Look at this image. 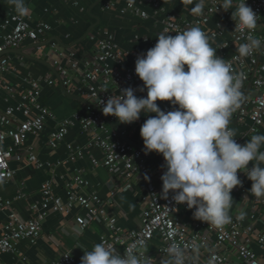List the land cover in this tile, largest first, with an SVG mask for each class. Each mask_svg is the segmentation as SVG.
I'll return each mask as SVG.
<instances>
[{
	"label": "built area",
	"instance_id": "built-area-1",
	"mask_svg": "<svg viewBox=\"0 0 264 264\" xmlns=\"http://www.w3.org/2000/svg\"><path fill=\"white\" fill-rule=\"evenodd\" d=\"M64 1L81 12L84 11L79 4L80 0ZM221 2L222 0H207L204 13L190 18L164 13L159 20L161 25L159 33L165 29L184 30L199 25L208 35L216 37L224 35L227 24H230V38L237 46V50L226 57L224 49L230 42L225 41L216 46V55L224 58L235 73H243V86L247 82L251 83L254 96L240 105L232 118L242 124L250 120L249 132H255L264 123V61H260V50L254 49L251 54L242 56L239 48L247 42L249 35L264 41V33L257 28L251 31L235 27V22L231 19V12L235 10V0L233 8L227 11L218 5ZM246 3L258 14L259 22L264 15V0H246ZM144 4L153 8L151 15L141 8ZM101 9L115 10L120 15L130 14L143 20L155 18L164 11L158 0H127L122 8H117L112 1H108ZM216 12L223 14L228 21H220L216 23L215 29L205 30V24ZM70 21L74 22L75 19L70 18ZM51 30L52 26L47 21L32 22L28 12L25 15L14 12L0 23V96L1 92L5 93L2 97L5 106L0 108V177L11 180L15 176V171L10 167V161L14 157L29 162L35 168L44 166L33 148L26 146L25 142L29 136L37 138L41 136L47 129V123L52 121L54 124L46 135V145L55 150L59 145L66 144L67 162L87 156L94 168L98 166L106 168L113 177L115 176L114 180L118 181L112 191H128L133 187L134 181L143 182L140 225L134 230L118 226L116 217L105 210V201L94 192H86L87 182L80 174H75L67 181L66 201L54 195L52 181L48 178L41 185L42 200L31 204L32 217L27 220L20 219L11 209L12 203L22 198L20 192L11 198L0 197V211H9L7 220L0 222V262L2 254L13 251L19 240L25 239L35 243L41 237V224L49 212L68 214L76 207L85 210L86 213L85 216H76L74 219L80 230L89 227L92 221H100L105 227V232L99 236L97 243L114 245L121 254L129 245L143 241L145 246L138 247V251L146 252V255L150 256L148 245L157 236L159 245L154 257L157 261L167 263L169 259L167 248L170 244L176 243L185 249L188 264V254L206 243L207 234H213L214 248L208 251L202 260L191 259L190 264H228L227 253L219 251L222 244H227L229 248L233 247L238 258L246 264H264V259H260L246 244V241H249L247 235L250 228L243 226L239 217L231 218V222L223 228H216L193 217V228H190L179 221L177 215L179 210L189 209L186 204H176L172 199L171 190L166 199L161 198L160 177L165 170L161 167L164 163L162 155L158 154V168L151 171L148 161L152 157V152L144 153L141 136L139 143L131 139L143 122L155 114L144 113L137 121L124 124L115 116L104 115L101 111L103 105H97L99 99L106 101L110 95H119L120 90L127 87L136 89L134 94L137 97L146 96V89L138 90L143 86V82L135 74L134 62L138 54L154 46L156 38L150 39L147 35L134 33L130 41H141L146 45L142 51L125 50L114 41L112 32L98 28L94 51L79 58L75 57V44L63 46L56 40H51L48 46L55 54L51 70L38 78L27 73L19 85L11 84L6 74L18 72L13 57L25 65L26 59L20 49L22 45L29 41L35 49H40L47 41V34ZM169 34L175 35V32ZM88 36L94 38L92 32ZM10 50H19V53ZM56 83L63 87L66 94H74L82 102L78 109L60 120L55 119L52 111L41 99L43 87ZM159 107L167 112L178 105H171L169 101H165L161 102ZM73 128L79 129L86 136V142L81 147L65 142L67 134ZM234 139L242 144V138ZM91 149L101 152V161L92 155ZM49 167L52 168L50 163ZM242 173L238 171L237 174L240 177ZM145 174L149 177L148 180H145ZM155 181H158L159 189L154 185ZM249 189L243 184L233 188L241 196L250 199L252 209L255 210L250 214V218L254 220L255 213L264 210V197H254ZM190 210L193 213L194 208ZM255 236L260 244L264 245V228ZM54 264H80V260L68 251H61Z\"/></svg>",
	"mask_w": 264,
	"mask_h": 264
},
{
	"label": "clouds",
	"instance_id": "clouds-1",
	"mask_svg": "<svg viewBox=\"0 0 264 264\" xmlns=\"http://www.w3.org/2000/svg\"><path fill=\"white\" fill-rule=\"evenodd\" d=\"M183 2L194 5L192 13L202 15L207 0ZM7 3L20 15L29 11L26 0ZM218 5L227 11L234 0H222ZM231 19L235 27L245 30L255 31L258 25V14L246 0H235ZM262 48L264 41L249 35L239 52L247 56ZM134 64L135 74L143 82L138 90L146 89V96L137 97L136 89L127 87L106 101L99 99L97 105H103L104 115L115 116L124 124L137 121L142 113H155L143 122L139 134L145 154L155 151L163 157L161 198L166 199L171 190L176 204L194 208L195 219L223 228L231 222V190L241 185L238 171L251 180L248 191L256 198L264 197V134H254L240 144L234 139L235 129L229 127L243 100V73H235L216 55L209 35L199 25L158 33L154 46L138 54ZM158 100L178 107L165 112ZM144 178L149 179L147 174ZM3 179L0 177V183ZM243 215L241 212V218ZM144 246L139 241L121 254L114 245L96 243L91 250L82 248L80 264H154L146 252L138 251ZM167 256V264H186L185 249L176 243L169 245Z\"/></svg>",
	"mask_w": 264,
	"mask_h": 264
},
{
	"label": "crops",
	"instance_id": "crops-1",
	"mask_svg": "<svg viewBox=\"0 0 264 264\" xmlns=\"http://www.w3.org/2000/svg\"><path fill=\"white\" fill-rule=\"evenodd\" d=\"M108 1H112L117 8L125 6L127 0H80L79 4L84 8L80 11L78 8L67 4L64 0H26L32 22L38 20L47 21L52 30L47 34V41L42 44L40 49H35L29 41H26L21 49V53L26 59V64L20 63L19 59L13 57L14 66L18 72L6 74L7 80L11 84L19 85L25 74L30 73L38 78L50 71L53 65L55 54L48 46V42L56 40L63 46L74 45L75 57L79 58L85 54H90L94 51L97 44L96 30H91V27L100 24L112 32H116L117 38L122 36V43L120 47L125 50L142 51L145 43L131 42L134 33L147 35L150 39H155L161 29L159 20L164 13L173 14L182 18H190L194 14L190 9L193 4L184 3L183 0H158L160 7L164 9L155 18H148L143 20L139 17L130 14L120 15L115 10H102V5ZM206 6V5H205ZM149 15L153 13V8L144 4L141 5ZM47 9V11H44ZM16 12L13 6L7 3V0H0V23L10 14ZM74 18L75 21H70ZM57 21H60L57 22ZM228 21L227 18L219 13L210 16L209 20L204 26L205 30L215 29L216 23ZM230 24H227V29L222 36L213 37L209 35V40L212 47L216 48L218 44L225 41L230 42L229 46L224 49L226 57H229L237 50V46L231 40ZM257 29L264 33V15L257 25ZM94 35L90 38L88 34ZM115 41V40H114ZM217 49V48H216ZM260 61H264V48L260 49ZM243 100L240 105L247 102L254 96V90L250 82L244 84ZM5 93L1 92L0 108H4L5 103L2 97ZM42 101L52 111L55 119L60 120L69 116L74 110L78 109L82 102L74 94H66L63 87L59 84L51 86H44L41 92ZM165 101H156L158 105ZM11 103V101H10ZM155 114V113H153ZM144 115V113H142ZM47 129L41 136H29L25 142L26 146L33 148L37 154L38 159L44 163L41 168L33 167L29 162L14 157L10 161V167L15 171V176L11 180L3 179L0 183V197L11 198L20 192L23 196L15 200L11 209L22 220H27L32 217L30 206L33 203H39L42 200L41 185L46 179L52 181L53 193L62 201H66L65 186L75 174H80L87 182L86 192H94L99 198L105 201V210L109 214L116 217L117 225L122 229L134 230L140 225V213L142 209V194L144 192L143 182L136 180L133 182V187L128 191H112L117 179L102 166L93 167L87 156L74 161H66L67 148L66 144H61L57 149L52 150L46 145V135L49 129L54 124L52 121L47 123ZM250 120L245 123H240L232 118L229 124L230 128L235 129L238 138H242L241 143H246L254 134H264V123L255 132H249ZM139 129L131 136V139L139 143ZM66 143L73 146L81 147L86 142V136L79 130L73 128L69 131L65 138ZM264 150V148H262ZM22 151V150H21ZM92 155L101 161L102 154L97 149H91ZM49 163L52 168L49 167ZM148 167L151 171L158 168V153L152 151V157L148 161ZM252 167V162H249L248 168ZM241 184L246 188L251 187V180L243 172L239 177ZM154 185L159 189L158 181ZM233 198L232 206L229 209L231 218L239 217L243 226L250 228V233L247 235L248 242L246 244L252 251L260 258L264 259V245H261L255 235L259 234L264 228V210H258L255 215L256 219L250 218V214L254 213L252 203L248 197H243L233 189L231 190ZM241 212L244 213L241 218ZM9 211H0V222H5L8 218ZM85 210L79 208H72L68 214L61 212H49L41 224V237L35 242L31 243L28 240H19L15 244V248L11 252L2 254L0 264H54L61 251H68L77 259L83 256L86 248L91 250L92 246L99 240V236L105 232V227L100 221H92L89 227L80 230L75 223L76 216H85ZM179 221L187 224L190 228L193 223L192 210H179L177 213ZM244 242V240H243ZM215 237L213 234H207L206 243L200 245L196 250L188 254V264L191 259L196 258L202 260L205 255L214 248ZM159 245V239L156 237L151 240L148 245V253L154 258L155 251ZM219 251L226 252L228 257V264H246L241 261L235 249L227 244H222ZM154 264H167L166 262H159L154 258Z\"/></svg>",
	"mask_w": 264,
	"mask_h": 264
},
{
	"label": "rangeland",
	"instance_id": "rangeland-1",
	"mask_svg": "<svg viewBox=\"0 0 264 264\" xmlns=\"http://www.w3.org/2000/svg\"><path fill=\"white\" fill-rule=\"evenodd\" d=\"M98 28H102V26H101V24H100V21H98V24L92 26V27H91V30H94V29L96 30V29H98ZM113 39L115 40V42H116L118 45H120V43H122L121 39H123V37H122V36H119V37L117 38L116 32H114V30H113ZM63 91H64V89H63ZM64 93H65V91H64Z\"/></svg>",
	"mask_w": 264,
	"mask_h": 264
},
{
	"label": "water",
	"instance_id": "water-1",
	"mask_svg": "<svg viewBox=\"0 0 264 264\" xmlns=\"http://www.w3.org/2000/svg\"><path fill=\"white\" fill-rule=\"evenodd\" d=\"M77 43V42H76ZM75 42L73 44H76ZM10 52H13V53H19V50H10Z\"/></svg>",
	"mask_w": 264,
	"mask_h": 264
}]
</instances>
